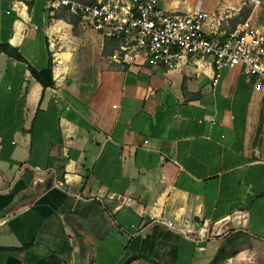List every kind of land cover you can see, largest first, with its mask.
Listing matches in <instances>:
<instances>
[{
  "label": "crops",
  "instance_id": "obj_1",
  "mask_svg": "<svg viewBox=\"0 0 264 264\" xmlns=\"http://www.w3.org/2000/svg\"><path fill=\"white\" fill-rule=\"evenodd\" d=\"M158 5L264 33V0ZM55 11L0 3V47L22 58L0 50V264H264V97L239 69L211 90L206 59L114 63L115 42ZM50 60L43 88L32 70Z\"/></svg>",
  "mask_w": 264,
  "mask_h": 264
},
{
  "label": "built area",
  "instance_id": "obj_2",
  "mask_svg": "<svg viewBox=\"0 0 264 264\" xmlns=\"http://www.w3.org/2000/svg\"><path fill=\"white\" fill-rule=\"evenodd\" d=\"M158 1L48 0V9L66 10L78 19L82 30H91L115 42L109 54L114 63L133 65L143 58L151 68H171L187 56L206 59L213 70L211 90L217 87L223 70L239 69L251 83L253 92L264 97V33L261 30L246 26L226 33L221 30V15L202 10L166 12ZM28 169L27 164L20 168L21 171ZM32 171L55 176L51 169L34 167ZM110 198L119 206L134 203L125 195ZM242 219L243 216L235 217L239 225ZM164 225L195 244L200 242L187 223L181 227L173 222H164ZM200 234L204 237L202 232Z\"/></svg>",
  "mask_w": 264,
  "mask_h": 264
},
{
  "label": "trees",
  "instance_id": "obj_3",
  "mask_svg": "<svg viewBox=\"0 0 264 264\" xmlns=\"http://www.w3.org/2000/svg\"><path fill=\"white\" fill-rule=\"evenodd\" d=\"M66 11V10H65ZM69 24L72 25L73 29L76 26V21H70ZM0 50L4 52L6 55L11 56L13 58H16L18 60H22V58L16 54L15 51H13L9 46H1ZM32 75L35 78V80L43 87L52 86V74H51V60L49 61V67L45 70H42L40 72H36L32 70ZM129 264V262L125 263Z\"/></svg>",
  "mask_w": 264,
  "mask_h": 264
},
{
  "label": "rangeland",
  "instance_id": "obj_4",
  "mask_svg": "<svg viewBox=\"0 0 264 264\" xmlns=\"http://www.w3.org/2000/svg\"><path fill=\"white\" fill-rule=\"evenodd\" d=\"M85 2H89V0H84ZM231 2H233V0H230ZM230 7H228L227 8V10L229 9ZM247 12H248V5H245V7H243L242 8V10H241V12H240V16H241V19L243 20V16H245L246 14H247ZM228 13H226V15H227ZM52 17L53 18H56V17H61V18H63V19H65V20H67V21H76V26H75V28L74 29H72V32H73V34H75V35H77V34H79L80 33V31H82V29H80L78 26V19L75 17V16H73V15H71V14H69L68 12H66V11H64V10H57V11H55L53 14H52ZM230 27H231V25L233 24V18H230ZM234 27V26H233ZM108 47H109V50H110V48H111V46L110 45H108Z\"/></svg>",
  "mask_w": 264,
  "mask_h": 264
}]
</instances>
